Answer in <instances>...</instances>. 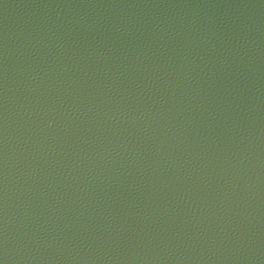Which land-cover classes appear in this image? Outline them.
<instances>
[{
  "label": "water",
  "instance_id": "obj_1",
  "mask_svg": "<svg viewBox=\"0 0 264 264\" xmlns=\"http://www.w3.org/2000/svg\"><path fill=\"white\" fill-rule=\"evenodd\" d=\"M3 264H264V0H0Z\"/></svg>",
  "mask_w": 264,
  "mask_h": 264
},
{
  "label": "snow or ice",
  "instance_id": "obj_2",
  "mask_svg": "<svg viewBox=\"0 0 264 264\" xmlns=\"http://www.w3.org/2000/svg\"><path fill=\"white\" fill-rule=\"evenodd\" d=\"M0 264H3V262H2V261H0Z\"/></svg>",
  "mask_w": 264,
  "mask_h": 264
}]
</instances>
